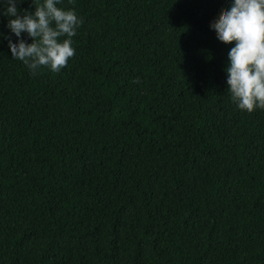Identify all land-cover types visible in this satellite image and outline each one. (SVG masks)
Masks as SVG:
<instances>
[{
    "label": "trees",
    "instance_id": "obj_1",
    "mask_svg": "<svg viewBox=\"0 0 264 264\" xmlns=\"http://www.w3.org/2000/svg\"><path fill=\"white\" fill-rule=\"evenodd\" d=\"M231 2L62 0L75 57L39 75L0 14V264H264V110L209 27Z\"/></svg>",
    "mask_w": 264,
    "mask_h": 264
},
{
    "label": "clouds",
    "instance_id": "obj_2",
    "mask_svg": "<svg viewBox=\"0 0 264 264\" xmlns=\"http://www.w3.org/2000/svg\"><path fill=\"white\" fill-rule=\"evenodd\" d=\"M75 4V0H68ZM24 0H0V13L9 17L5 36L14 60L22 61L33 75L42 68L60 72L75 57L73 37L83 24L75 8L58 7L62 0H32L34 12L21 10ZM217 39L233 44L228 52L227 91L236 106L248 113L264 110V0H233L210 25ZM26 33L32 42L22 38ZM0 33V36H3Z\"/></svg>",
    "mask_w": 264,
    "mask_h": 264
}]
</instances>
